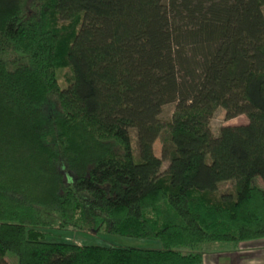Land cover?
Masks as SVG:
<instances>
[{"label":"trees","instance_id":"1","mask_svg":"<svg viewBox=\"0 0 264 264\" xmlns=\"http://www.w3.org/2000/svg\"><path fill=\"white\" fill-rule=\"evenodd\" d=\"M219 107L248 122L215 135ZM256 177L264 0H0V264H202L206 242L264 238Z\"/></svg>","mask_w":264,"mask_h":264},{"label":"rangeland","instance_id":"2","mask_svg":"<svg viewBox=\"0 0 264 264\" xmlns=\"http://www.w3.org/2000/svg\"><path fill=\"white\" fill-rule=\"evenodd\" d=\"M176 103L165 104L160 114L162 121H169L175 111ZM248 122L245 114H240L234 118L227 119L223 108L219 107L210 120V127L215 135L224 125L243 124ZM154 150L158 156H162V144L158 138L154 143ZM168 166V160H164L163 169ZM255 183L264 187L261 177L254 179ZM233 180L225 181L220 184L221 189L231 188ZM51 241H71L84 244H99L115 247H135L143 249H162L164 246L158 239H146L127 237L107 233L105 231L84 232L66 229H53L48 237ZM186 251L185 248H181ZM204 251V262L202 264H264V238L242 242L239 245L234 242H206L201 248ZM7 261L17 263L18 258L12 252L6 255Z\"/></svg>","mask_w":264,"mask_h":264}]
</instances>
